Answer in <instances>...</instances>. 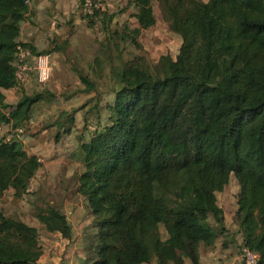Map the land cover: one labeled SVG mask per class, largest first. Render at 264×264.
Instances as JSON below:
<instances>
[{
  "label": "trees",
  "instance_id": "obj_1",
  "mask_svg": "<svg viewBox=\"0 0 264 264\" xmlns=\"http://www.w3.org/2000/svg\"><path fill=\"white\" fill-rule=\"evenodd\" d=\"M153 1L127 0L137 27L125 38L155 25ZM161 2L162 18L180 37L177 55H161L149 70L136 62L111 68L117 87L106 122L79 145L77 193L95 228L79 264H197L199 245L216 238L209 218L222 229L216 194L231 175L240 249L264 264V0ZM26 11L24 0H0V110L8 108L0 122L13 129L25 128L40 100L22 93L7 106L3 93L15 85ZM107 11L87 16L89 27L106 28L114 16ZM79 80L84 92L94 90L87 77ZM21 142L0 138V197L24 195L41 166ZM36 218L47 232L72 237L58 208ZM40 255L38 230L0 213V264H36Z\"/></svg>",
  "mask_w": 264,
  "mask_h": 264
},
{
  "label": "rangeland",
  "instance_id": "obj_2",
  "mask_svg": "<svg viewBox=\"0 0 264 264\" xmlns=\"http://www.w3.org/2000/svg\"><path fill=\"white\" fill-rule=\"evenodd\" d=\"M109 1L110 9L106 13L114 16L107 21L106 28L103 25V30L101 23L97 27H89L90 19L80 12V0L74 1L72 8L74 19L69 23L72 30L66 29L62 33L63 36L70 34L73 42L63 41L64 59L57 58L54 53L49 81L42 87L33 83V88L27 91V95H39L40 100L34 105L24 134L16 137L13 128L0 122V138L22 141L26 153L38 156L41 163L24 195L16 197L13 190H8L0 197V213L6 218L21 220L35 227L38 230L39 247L45 250L47 232L38 222L36 214L47 207L58 208L73 227L74 242L80 243L81 248L78 252L82 258L85 256L89 236L95 232V228L85 201L77 193V178L82 168L79 145L88 139L93 130H99L106 122V105L113 100V93L117 87L110 69L117 68L125 62H136L149 70L154 67L161 55L169 54L175 57L181 43L179 35L172 32L162 18L161 0L152 2L155 25L134 37V41L129 37L125 38V35L132 36L129 34L130 31L137 27L132 17L135 10L128 5L127 0ZM51 23L49 22V25ZM51 37L48 40L51 41L50 45L42 50L43 53L51 54L52 49L56 50L62 45L58 38ZM55 42L59 44L53 48ZM79 74L94 83L95 88L92 92L83 91L85 86L79 80ZM69 117L73 118L72 123H68ZM60 123L65 126L59 128ZM68 126L69 131L66 130ZM225 188L228 190L230 203L235 207V193L239 188L233 175L230 176ZM74 213L79 217L78 220L72 216ZM208 221L218 230V224L213 217ZM224 221L225 218L222 216L220 221L222 228ZM229 221L233 224L235 218L232 216ZM79 225H82L83 235L78 238ZM158 231L161 239L167 237L162 225L158 226ZM201 246L203 250L210 247L204 244ZM236 247L238 255L240 246ZM73 260L74 264L80 262L78 258ZM185 263L191 264L188 259H185ZM148 264H155V259Z\"/></svg>",
  "mask_w": 264,
  "mask_h": 264
},
{
  "label": "crops",
  "instance_id": "obj_3",
  "mask_svg": "<svg viewBox=\"0 0 264 264\" xmlns=\"http://www.w3.org/2000/svg\"><path fill=\"white\" fill-rule=\"evenodd\" d=\"M74 1L75 0H30L24 20L21 23L18 41L29 43L37 52H42V50L49 47L51 41L48 40L51 35H53L55 38H58L60 43L62 42V45L59 47V43L57 42L53 44V48H55L54 46L58 47L56 50L52 49L51 54L49 53L52 55L51 59L55 56L54 53L57 58L61 57L64 59L65 57L62 52L65 51V43H63V41H68L69 43L73 41L70 34L63 36L62 33H64L66 29L72 30L69 23L74 19V11L72 10ZM113 8L114 5H112L111 9ZM133 19L135 20L134 17ZM49 22H52L51 25H49ZM55 22L57 23L56 27ZM135 24L137 25L136 20ZM33 82V78H31L23 86L3 90L5 104L7 106L15 105L22 93L27 94V91L33 88ZM7 112L8 108L1 109L0 117L6 115ZM227 194L228 190L226 188H224L222 192L216 194V203L218 207L222 209L223 217L225 218L223 223L224 229L222 228L221 231L215 229L216 238L210 247H206L203 250L202 244L199 245V261L197 264H243L240 259V252L237 255L238 247H236L241 246L242 239L238 233L236 222L233 221L234 223L232 224V222L229 221L232 216L235 218L237 206L236 202L235 207L232 206ZM236 194L237 192L235 195ZM75 215L77 214H72V216H74V218L76 217V220H78L79 217ZM66 219L67 221L69 220L67 217ZM68 223L71 226V223ZM78 228L77 237L79 238L83 235L82 225H79ZM71 230L72 237L70 239L62 238L59 233H50L46 231L47 240L45 242V250L41 248V255L36 264H74L75 261L73 259L77 258L81 261L82 256L78 252L81 248L80 243L74 242L75 235L72 226ZM78 238H76V240H78ZM82 239L83 238H80V240ZM65 257L67 260H64Z\"/></svg>",
  "mask_w": 264,
  "mask_h": 264
},
{
  "label": "built area",
  "instance_id": "obj_4",
  "mask_svg": "<svg viewBox=\"0 0 264 264\" xmlns=\"http://www.w3.org/2000/svg\"><path fill=\"white\" fill-rule=\"evenodd\" d=\"M80 12L84 17L91 15L95 10L103 12L110 8L109 0H80ZM30 0H24V5L28 6ZM25 42H18L14 60V87L23 86L29 79L33 78V83L44 86L51 77L52 59L49 53L33 52L28 46L22 45ZM28 44V43H27ZM16 137H21L25 130L22 127L14 128ZM240 259L243 264H257L258 255L246 247L240 249Z\"/></svg>",
  "mask_w": 264,
  "mask_h": 264
}]
</instances>
